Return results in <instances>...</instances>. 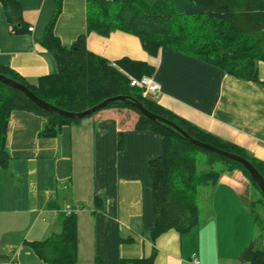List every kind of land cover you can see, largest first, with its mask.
Segmentation results:
<instances>
[{"label": "crops", "instance_id": "crops-1", "mask_svg": "<svg viewBox=\"0 0 264 264\" xmlns=\"http://www.w3.org/2000/svg\"><path fill=\"white\" fill-rule=\"evenodd\" d=\"M18 1L25 30L20 35L9 33L0 3V64L35 82L57 71L42 39L58 2ZM86 11V0H61L54 33L64 46L87 34ZM86 46L110 62L147 63L153 69L144 75L159 83L162 94L146 98L264 162V61L254 82L171 48L151 56L137 36L120 30L107 37L90 32ZM134 119L126 110L106 109L45 137L44 117L11 113L9 165H0V254L7 256L0 264H46L29 243L58 232L63 210L74 204L85 208L76 214L78 264H118L149 257L154 249L153 264H193V255L199 264H249L238 257L259 229L248 203L252 185L238 170L221 174L199 226L148 239L155 224L150 164L162 153V135L135 128Z\"/></svg>", "mask_w": 264, "mask_h": 264}, {"label": "trees", "instance_id": "trees-1", "mask_svg": "<svg viewBox=\"0 0 264 264\" xmlns=\"http://www.w3.org/2000/svg\"><path fill=\"white\" fill-rule=\"evenodd\" d=\"M57 2L58 8L42 39V45L56 61L57 71L29 82L0 64L1 75L25 85L42 101L71 113L85 112L112 97H130L150 112L173 122L193 139L245 158L264 178V162L164 109L146 98L141 90L131 87L128 76L151 74L153 68L147 63L128 58L110 62L86 46L90 32L107 37L120 30L137 36L151 56H157L161 48L167 47L226 74L258 82L257 64L264 61V0H86L87 34L79 36L71 46H64L54 33L61 8V0ZM0 3L9 33H25L19 1L0 0ZM106 109L126 110L135 116V128H149L162 135V153L150 164L155 215V224L148 232L151 242L171 229L185 233L199 226L205 219V215L201 217L200 206L203 201L205 207L207 203L210 205L212 188L224 171H240L264 198L241 164L191 144L173 128L150 121L130 104L114 102L82 118L65 117L42 109L26 94L3 82H0V165L4 168L9 165L6 136L13 111L44 117L46 124L41 135L53 137L64 125L78 123ZM199 152L204 154L208 166L201 172L197 168ZM217 164L221 168L214 169ZM255 219L259 232L264 231L259 217ZM29 245L46 264H78L76 214L62 217L58 232ZM155 256L154 249L149 257L122 258L118 264H153ZM6 258L0 254V260ZM238 258L249 264H264V234L253 240Z\"/></svg>", "mask_w": 264, "mask_h": 264}, {"label": "water", "instance_id": "water-1", "mask_svg": "<svg viewBox=\"0 0 264 264\" xmlns=\"http://www.w3.org/2000/svg\"><path fill=\"white\" fill-rule=\"evenodd\" d=\"M0 82H3L11 87H14L18 90H20L21 92H23L24 94H26L36 105H38L39 107H41L44 110H47L49 112H53L65 117H72V118H82L86 115L98 112L100 110H102L103 108H105L106 106H108L111 103L114 102H124L127 104H130L131 106H133L134 108H136L142 115H144L146 118H148L150 121L152 122H158L160 124H164L166 126H169L171 128H173L174 130H176L178 133H180L185 139H187V141H189L191 144L205 150V151H209L212 153H215L221 157H224L226 159L232 160L234 162H237L239 164H241L250 174L251 178L254 180V182L257 184V186L259 187V189L261 190V192L264 194V178L260 175V173L256 170V168L245 158L234 154V153H230V152H226L223 150H220L212 145L197 141L195 139H193L192 137H190L187 133H185L183 130H181L179 127H177L173 122L157 115L154 114L152 112H150L149 110H147L140 102H137L133 99H131L130 97L127 96H117V97H112L109 99H106L105 101L101 102L100 104H98L97 106L82 112V113H71V112H67V111H63L55 106H52L44 101H42L41 99H39L37 96H35L25 85L16 82L10 78H7L3 75L0 74Z\"/></svg>", "mask_w": 264, "mask_h": 264}, {"label": "built area", "instance_id": "built-area-1", "mask_svg": "<svg viewBox=\"0 0 264 264\" xmlns=\"http://www.w3.org/2000/svg\"><path fill=\"white\" fill-rule=\"evenodd\" d=\"M33 30H34L33 27L28 28L29 32H33ZM128 78L130 81V86L138 88L144 93L145 96L153 95L156 98H159L161 96L162 94L161 86L151 76H148V75H143L141 77L128 76ZM61 188L66 190L68 188V185L66 183H62ZM84 209H85L84 206L80 204H74L64 209L63 213H64V216H70L73 214H77L78 212ZM192 263L199 264L195 255L192 256Z\"/></svg>", "mask_w": 264, "mask_h": 264}, {"label": "rangeland", "instance_id": "rangeland-1", "mask_svg": "<svg viewBox=\"0 0 264 264\" xmlns=\"http://www.w3.org/2000/svg\"><path fill=\"white\" fill-rule=\"evenodd\" d=\"M219 167H220V164H217L213 168L219 169ZM197 168H198L199 172L205 171L206 169H208V166H207L205 159H204V154L200 153V152L198 153V156H197ZM252 191H253L254 195L252 196V193H250V196L248 197L249 206H251V209L253 210L254 214L259 217V219L262 221L263 226H264V198L262 197L261 193L254 186H252ZM255 196H259L261 201H257L255 199L256 198ZM204 205H205V202L203 201V203L200 206L202 218H203V215H205V213L207 212L206 210L207 209L210 210L209 203H207L206 207ZM261 234H264V231L259 232V235H261Z\"/></svg>", "mask_w": 264, "mask_h": 264}]
</instances>
